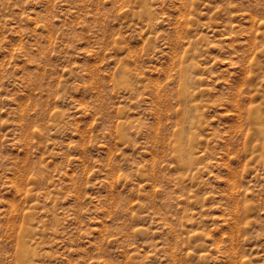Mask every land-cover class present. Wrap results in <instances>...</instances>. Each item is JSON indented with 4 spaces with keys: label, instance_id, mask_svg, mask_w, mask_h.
Segmentation results:
<instances>
[{
    "label": "rangeland",
    "instance_id": "obj_1",
    "mask_svg": "<svg viewBox=\"0 0 264 264\" xmlns=\"http://www.w3.org/2000/svg\"><path fill=\"white\" fill-rule=\"evenodd\" d=\"M0 264H264V0H0Z\"/></svg>",
    "mask_w": 264,
    "mask_h": 264
},
{
    "label": "bare ground",
    "instance_id": "obj_2",
    "mask_svg": "<svg viewBox=\"0 0 264 264\" xmlns=\"http://www.w3.org/2000/svg\"><path fill=\"white\" fill-rule=\"evenodd\" d=\"M182 147L180 148V152H181ZM28 253L29 251H27L26 249L23 250V252L21 253V256L19 258H21V261H25L28 259Z\"/></svg>",
    "mask_w": 264,
    "mask_h": 264
}]
</instances>
